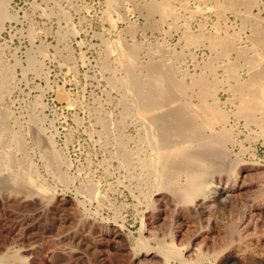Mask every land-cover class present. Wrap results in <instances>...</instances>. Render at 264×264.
<instances>
[{
	"label": "bare ground",
	"instance_id": "obj_1",
	"mask_svg": "<svg viewBox=\"0 0 264 264\" xmlns=\"http://www.w3.org/2000/svg\"><path fill=\"white\" fill-rule=\"evenodd\" d=\"M129 3H133V8L144 12L148 17L154 18L155 15L159 17L155 23L153 22L154 24L152 23V27L161 28L166 25L168 31L179 32V40L182 44L179 45L180 49H175L165 45L167 44L164 43L165 41H161L155 46L148 47L134 39L129 42L123 34H119L112 40L103 41L105 58L101 68L109 73L107 80L111 88L118 90L121 94L119 102L121 111L117 121H114L110 114L104 118L99 115L104 129L103 134L106 139L114 140L116 144L114 154L118 158L120 167L124 168L132 179H135L134 182H138L143 199L145 197L155 199V202L149 205L155 206L154 209L158 210L154 213L155 210L152 208V215L155 216L153 218L156 222L160 220L162 211L165 215L160 222L164 224L169 219L170 212H174V216L180 215L186 219L189 216L194 218L202 216L204 223L217 220L223 235L222 243L235 245L230 252L244 260L245 264L249 259L253 261V253L250 250V246L254 248L250 245L253 241L248 240L259 237L256 238V235L255 238L248 237L250 232L247 223L244 222L246 219L240 218L241 212L245 210L240 205L245 200L240 203L239 197L246 189V185H249L246 181L250 179L254 184L252 193L257 197L255 198L264 201V193L260 192L263 191L264 185L260 178L262 170H259L260 167L258 168L255 164L247 165L248 163L246 164L239 156V152L232 154L228 145L235 141L236 126L240 125L264 142V15H261L262 12L264 13V0H147L140 5L134 0H109L108 15L111 12H118L119 18L124 19L127 16ZM7 6L6 2H0L1 23L12 14L11 11L8 12ZM254 9L258 12H254ZM205 10L216 16V23L209 31L205 29L203 25L205 23H202L197 30L192 29L191 24L194 19L196 20V15L201 13L200 16H202ZM229 15L237 20V29H232L234 24L228 20ZM235 19H233L234 23ZM111 24L114 26L115 21H111ZM129 32L132 33L133 28H130ZM199 47H205L208 55L202 63H195L196 49L198 50ZM38 52L45 55V47L41 46ZM28 55L29 57H26L28 68L39 71L41 64L37 57L34 54ZM1 56L0 54V95L4 96L13 86L14 65L7 66ZM142 56L146 59L143 60ZM189 60L194 61V71L186 67V62ZM65 61L70 63L71 55H67ZM221 93H228V97L222 100ZM59 96L63 99L68 98L63 91L59 93ZM226 105L230 108L228 109ZM8 112L9 110H5L0 105V188L14 195L16 202L32 199L36 202L37 205L33 203L36 207L44 209L47 206V200L54 195V191L52 185L40 176L39 170L32 162L30 155L32 147L36 145L39 148L38 157L44 160L48 168L46 169L50 170L52 175L54 174L53 178H56V181L68 185L75 177L71 178L73 176L63 170L67 159L60 154L61 152L55 150L51 142L53 140L45 137L43 135L45 132L40 130L39 124L42 118L38 116L39 114L35 115L34 112L32 118H28L33 124L32 133L35 143L29 150V144L25 140L27 135H23L22 131L18 130L20 127L15 129L11 125V116ZM15 120L18 124L17 118ZM128 122H132L138 132L134 147L128 145V142L133 139H129L128 134H125L124 127ZM51 172L48 171V173ZM96 184L90 178H85V181L79 183L77 188L79 193H82L86 200L88 199L87 202L97 200L99 206L100 202H105V197L102 191L99 192ZM250 193L246 195L249 197ZM9 194L4 193L3 196L10 197ZM253 194L250 196L252 197ZM248 197L244 196V199ZM259 202L257 203L256 200L255 205ZM50 204H53L52 201L48 205ZM242 207L243 211L240 210ZM43 209L40 211L45 212ZM219 213L229 215L228 219L219 222V218L216 219ZM193 222L188 224L187 228L194 234L193 240L201 244L186 245L185 251L173 243H167V239L165 240L163 236L157 237L148 229H146V235H139L135 246L131 245L133 247L126 245L118 227L108 230L116 241L121 240L123 241H120L121 244L126 243L121 249L119 248L122 257L120 254L118 256L124 261L120 260L122 264H168L173 259L179 264H199L207 258L205 251L208 248L206 247L210 244L214 245L215 241L208 230L211 228H205L207 223H202L205 226L200 228L194 226ZM95 223L100 224L96 221ZM96 228L98 227L95 226L94 230ZM176 231L180 232L177 229ZM74 232L76 233V229ZM262 234H264L263 231ZM236 235L247 237V240H243L245 245L235 243ZM151 240L155 241L154 246L150 244ZM216 242L218 243L219 240ZM261 250H263L262 247ZM260 255L262 257V253ZM192 256L195 257L192 258ZM219 259L218 257L217 260ZM222 260L224 261L223 258ZM67 261L69 262V259ZM233 261L231 259L230 262ZM0 264L27 263L16 251H10L0 255Z\"/></svg>",
	"mask_w": 264,
	"mask_h": 264
},
{
	"label": "rangeland",
	"instance_id": "obj_2",
	"mask_svg": "<svg viewBox=\"0 0 264 264\" xmlns=\"http://www.w3.org/2000/svg\"><path fill=\"white\" fill-rule=\"evenodd\" d=\"M108 1H0L6 2L8 12H12L10 17L3 20V23H1L2 21L0 22L2 24H0V54L5 61L3 62L7 63V66H15L12 68V72L14 73L12 84L14 87L12 86L4 96L0 95V105L5 110H9L8 114L11 116V125L15 129L20 127L18 130L20 129L23 135H27L24 137L29 144V150L35 144L32 133L33 124L29 119L32 118L34 112L35 115L39 114L38 116L42 118L40 119L42 124L41 122L39 124L41 126L40 130L45 132L43 134L41 131L42 134L53 140L51 142L54 144L55 150L61 152L60 154L64 155L68 160V162L66 160V164L63 166L65 169L63 170L67 174L69 173L68 175L73 176L71 178L75 177L72 179L73 183L71 182L68 185L56 181V178H53L54 174L52 175V172L47 170L48 168L44 160L38 157L40 154L39 148L36 145V149L35 146L32 147L30 150L31 160L39 170L40 176L52 185L54 191V195H52L54 197L52 196V198L47 200V206L44 209H40L35 206L37 204L32 199L30 201L26 200L28 203L17 200L18 203L14 195H10L6 189L2 190L0 188V255L16 251L25 259L27 264H122L124 261L121 258L120 249L126 243L130 247L135 246L138 238L141 235L147 234L146 229L153 231L157 237L163 236L165 240L167 239V243H173L183 251L187 248L186 245L199 244L198 241L193 240L194 234L187 227L188 224L194 221V226L204 228L205 225L202 224L205 222L204 218L202 216H195L196 218L189 216L186 219V217L180 215L174 216L175 213L170 212L172 216L170 214L169 219L171 218V220L166 219L165 224H167L165 225L163 222H160L163 221L162 219H164L165 215L162 211L160 220L156 222V219L153 218L154 215H152L155 206L149 205L153 204L155 199L153 197L149 199L145 197L143 199L138 182H134L135 179H132L126 170L120 167L118 158L114 154L116 153V144L112 138L106 139L105 134H103V126L100 122L101 118L107 117L109 114L114 121H117L121 111V104L119 103L121 94L118 90L111 88L107 80L109 73L103 71L101 68L105 58V44L103 41L112 40L119 34H123L129 42H132L134 39V41L141 42L143 45L149 47L165 41L164 43H167L165 45L180 49L181 46L179 45L182 44L179 40L180 33L168 31V26L166 25L161 28L152 27L158 20V16H153L155 19L146 16L144 12L133 8V3L127 5V16L124 19L119 18L118 12H111L108 15ZM145 1L134 0L139 5ZM129 7L131 8L129 9ZM256 11L258 12L257 9H254V12ZM200 14H197L196 20L194 19L192 22V29L197 30L202 23H205L203 24L205 25V29L211 30L212 25L217 21L216 16L206 10L204 14L202 13V16ZM13 15L15 18H13ZM261 15L263 16L264 13L262 12ZM233 19H235L234 16H228V20L233 22L231 24H234L232 29H237V20L235 19L234 23ZM111 21H115L114 26L111 24ZM130 28H133L132 33L129 32ZM37 46L39 47L37 48ZM41 46L45 47L46 53L44 54H47L46 56L43 54L42 56L38 52ZM27 53L34 54L39 60L41 64L39 71L36 72L28 68V63H26L28 58L26 57H29V55ZM37 54H40V57ZM67 55H71L70 63L65 61ZM207 55L208 50L205 47H199L198 50L196 49L195 63H202ZM142 58L143 60L146 59L144 56ZM186 67L190 71H194V61H187ZM61 91L66 93L67 99L59 96ZM220 97L222 100H225L228 97V93H221ZM73 102L74 105H72ZM227 108L229 109L230 106L228 105ZM30 113L33 114L31 115ZM15 118H17L18 124L16 120L14 121ZM131 123L128 122L124 128L125 134H128V138L133 139L129 141L130 143L128 142V145L134 147L138 132L133 123L129 127ZM236 127L235 141L230 143L228 148H231L232 154L239 152V156L246 164L248 163L247 165L255 164L258 168L263 166L259 170H262L260 173L262 180H260L264 183V142L260 137L256 138L255 135L249 133L242 125ZM48 171L51 173H48ZM85 178H90L92 182L97 183L99 192L101 193L102 191L104 193L105 196L103 193L102 195L105 197V202H100L99 206L97 200H91V202L89 200L87 202L88 199L86 200L85 196L83 197L82 193H79L77 187L79 183L85 181ZM130 178L131 180H129ZM248 181H246V184H249L248 186L246 185V191H242V195L239 197L241 199L240 203H243V200H247L240 205L245 209L243 207L240 208V210L242 209L241 211L244 210L243 212L240 211L242 213L240 218L242 220L246 219L244 222L245 224L247 223V228L250 232L248 237L255 238L256 235V238H259L255 240L249 238L248 241L251 240L254 243L250 244L254 246V248L250 246V250L253 253L252 258H254L253 261H250L252 259L247 260L246 264H254L255 259V264H264V234H262V231L264 233V201L256 199L257 197L252 193L254 184L250 179ZM262 190L260 191L261 194L264 193V185L262 186ZM139 191L140 193L138 194ZM4 193L6 195L9 194L10 197L5 195L6 199L3 196ZM247 193H250L249 197L246 195ZM243 194L248 198L244 199ZM251 194H253L252 197L250 196ZM61 197L64 199H60ZM53 198L54 200H52ZM81 199H84V201H80ZM256 200L257 203L260 201L257 205H255ZM51 201L53 204L48 205ZM76 206L77 208H81L77 209ZM85 207L88 209L86 210ZM42 209L45 212L40 211ZM154 210V213L158 212L157 208ZM91 216L92 218H90ZM228 216L219 213L216 219L219 218V222L222 220L226 221ZM88 217L90 219H87V222L85 219ZM95 221L98 224H102L96 225ZM93 222L94 224L92 225ZM211 222L204 223L206 224L205 228H211L208 230L212 238L214 237L213 240L215 242L219 240L220 243L216 242L217 244H215L214 242L215 246L210 244L209 247H206L208 248L206 251L204 247L203 250L207 258L199 264H243L242 262L245 264L244 260L230 252L232 251L231 248L235 245H225L222 243L223 235L221 234L222 232L217 220ZM78 223H81V226ZM87 223L89 224L87 225ZM102 225H106L104 226L105 228ZM95 226L98 228L94 230ZM112 227H118L121 230L120 233L122 237L124 236L123 239L126 243L121 244L123 241H116L112 233H110L111 231L108 230ZM75 229L76 233L74 232ZM176 229L180 230L182 234L178 233ZM174 234L179 235L176 237L177 235L175 236ZM235 237V243L242 244V246L245 245L243 240H247V237ZM221 243L222 245H220ZM150 244L155 245L156 243L151 240ZM257 247L260 250L262 247V252ZM225 253L227 256H225ZM71 254L73 255L71 256ZM194 257L192 256V258ZM218 257L220 258L219 260H217ZM230 258L234 261L230 262ZM68 259L69 262L67 261ZM170 262L168 264H179L174 259Z\"/></svg>",
	"mask_w": 264,
	"mask_h": 264
}]
</instances>
